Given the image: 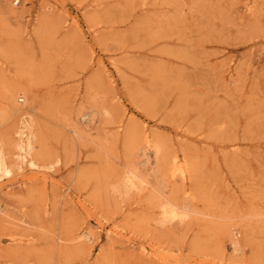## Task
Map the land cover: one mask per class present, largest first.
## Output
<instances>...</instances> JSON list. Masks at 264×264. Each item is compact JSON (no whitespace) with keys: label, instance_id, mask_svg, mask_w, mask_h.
<instances>
[{"label":"rangeland","instance_id":"1","mask_svg":"<svg viewBox=\"0 0 264 264\" xmlns=\"http://www.w3.org/2000/svg\"><path fill=\"white\" fill-rule=\"evenodd\" d=\"M12 1L0 137L25 111L40 168L0 180V264H264V0Z\"/></svg>","mask_w":264,"mask_h":264},{"label":"bare ground","instance_id":"2","mask_svg":"<svg viewBox=\"0 0 264 264\" xmlns=\"http://www.w3.org/2000/svg\"><path fill=\"white\" fill-rule=\"evenodd\" d=\"M16 0H13L12 3L15 4ZM19 3V2H18ZM16 3V4H18ZM10 17H16L18 15V12L14 8H10L8 12ZM7 47H9V44L7 43ZM10 48V47H9ZM5 52V51H4ZM2 91L0 93V98L5 100L7 104L0 107V118L4 117L3 112H9L10 110L18 111L22 109H26V100L24 97H26L25 91L13 84L12 86H3ZM20 96L22 98H20ZM4 102L0 101V104H3ZM23 103V104H22ZM9 106L10 108H7ZM8 110V111H7ZM26 112L22 111L20 116L22 117V122L20 125L17 126V129L14 130L16 134V138H14L12 142V147L16 151L13 158V162L10 160H7L6 156V148L3 144L10 142V139H5L0 137V180L2 178H8L12 176L15 171L22 170L23 167H27L30 169H39L40 165L37 163V155L32 153L33 150V141H32V134L30 133V126L26 124L24 115ZM85 115H88L87 113L83 114L82 117H85ZM150 138L147 134L144 135V142L149 143ZM11 145V144H10ZM172 176H179L180 178L184 179L186 177L185 170L183 169V166L178 163L176 160V157L172 159V163L170 164V170ZM0 212H2V209L0 208ZM244 215H237V217L241 220ZM231 216L226 217H220L218 219V225L223 231V233L229 235V238L231 239L232 244V253L234 255H239L242 253V245L239 240L238 232L236 229L232 228L235 226L234 223L230 221ZM82 237H86L87 234L82 233ZM80 236V237H81Z\"/></svg>","mask_w":264,"mask_h":264},{"label":"built area","instance_id":"3","mask_svg":"<svg viewBox=\"0 0 264 264\" xmlns=\"http://www.w3.org/2000/svg\"><path fill=\"white\" fill-rule=\"evenodd\" d=\"M18 2H19V0H16L15 4L18 3Z\"/></svg>","mask_w":264,"mask_h":264}]
</instances>
